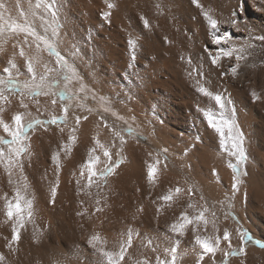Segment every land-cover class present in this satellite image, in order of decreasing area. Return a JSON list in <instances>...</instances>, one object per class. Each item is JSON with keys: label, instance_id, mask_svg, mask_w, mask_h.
Instances as JSON below:
<instances>
[{"label": "bare ground", "instance_id": "bare-ground-1", "mask_svg": "<svg viewBox=\"0 0 264 264\" xmlns=\"http://www.w3.org/2000/svg\"><path fill=\"white\" fill-rule=\"evenodd\" d=\"M50 3L55 14L47 7ZM198 3L0 0L5 17L33 24L49 37L68 64L81 68L85 83L105 97L109 95V100L119 101L116 107L127 119L124 122V116L103 114L102 101L96 99L94 111L72 108L67 123L42 124L29 130V151L20 158L23 170L18 166L11 169L15 183L9 182L8 170L0 164V253L6 258L0 264H107L99 248L118 253L129 231L132 244L120 264H171L173 254L175 264H264V245L255 242L264 241V41L256 39L264 35V0ZM205 11L220 22L221 33L231 36L230 44L222 46L245 49L235 75L230 72L235 55L224 57L219 67L211 62L208 49L215 54L216 45ZM6 26L0 32V80L4 81L0 90L7 101L0 100L5 109L0 115L9 124L18 112L24 113L25 124L64 115L65 105L53 93L31 96L23 92L22 96L21 90L10 88L9 78L33 82L27 57L35 58L37 53L34 37L28 36L25 42L24 33L6 31ZM40 46L36 80L41 74L55 80L64 70ZM21 47L25 56L20 55ZM225 72L228 74L223 75ZM201 85L224 94L230 98L229 107H235L228 115L244 135L247 159L243 163L225 150L219 134L209 125L204 112L211 110L219 117L220 109L199 92ZM76 117L81 118L78 125ZM131 120L143 132H134L137 138L122 130ZM0 138L10 139L2 126ZM0 147L7 155L9 146L0 142ZM92 148L100 157L97 173L108 166L105 149L111 152L113 163L121 157L123 163L106 177L107 182L97 175L89 187L90 171L84 165ZM57 152L59 163L53 159ZM230 162L240 166L239 192L233 186L236 173ZM151 165L157 168L153 181L149 180ZM16 187L33 201L32 217L21 229L19 242L9 249L15 218L7 217L4 196L12 199ZM177 187L182 189L180 193H175ZM170 191L172 201L160 199ZM85 208L86 214L77 215ZM204 208L210 221L206 230L203 224L199 228L188 225L183 235L171 230L184 212L194 217ZM225 231L231 233V247L223 240ZM197 234L219 236L222 251L204 255L201 261L203 250L195 243ZM93 235L100 237L96 248L89 243ZM244 239L250 242L243 245ZM241 248L242 254H231Z\"/></svg>", "mask_w": 264, "mask_h": 264}, {"label": "snow or ice", "instance_id": "snow-or-ice-1", "mask_svg": "<svg viewBox=\"0 0 264 264\" xmlns=\"http://www.w3.org/2000/svg\"><path fill=\"white\" fill-rule=\"evenodd\" d=\"M195 3L199 6L198 0H194ZM49 10L53 11V14H55L54 11V5L48 4L47 5ZM109 7H113V5H109ZM3 12L0 11V19H3ZM235 15V13H234ZM204 16L207 18V22L210 26V35L212 38V42L214 45H216V51L215 54H213L212 49H208V55L211 59V62L213 65H216L219 67L221 65V60L224 57H227L231 59L233 55H235L236 64L234 67L230 69V72L232 75H235L237 73V69L240 67V60L244 59L245 57L241 55L244 53L245 49L240 48L237 49L235 45H231V47H224L222 45H228L231 42V36L228 33H221L220 32V22L213 18L209 12L205 11ZM231 23L235 24L236 20L231 21ZM8 28L14 32V33H24L25 34V42H27V37L31 36L34 37L36 42V57H27V70L29 73H31L32 76V83L25 82L21 90V95L23 96V92L27 90L30 95L36 96V95H49V91L46 89H50L55 86V84L60 83L59 80H56L54 82H49L47 74H41L39 76V80H36V77L38 75L36 64L39 62V53L42 51L41 49V43L44 45L45 48L56 58V63L60 66V68L64 71H67L69 73H75V69L72 65L68 64L67 60L64 58V56L61 55V53L58 51L56 45L54 42L50 40L49 37L41 35L36 27L33 24H8ZM0 32H3V27L0 26ZM256 39L260 41H264V35L257 36ZM133 47H135V41L132 42ZM31 47V45H29ZM20 55L25 56L24 48L21 47L20 49ZM12 67H16L15 63L12 64ZM47 67V66H45ZM9 71L10 70H7ZM52 70L50 69L49 72ZM228 72L223 73V75H227ZM63 79L69 80L70 76H64ZM4 81L0 80V84H3ZM199 84V81H197ZM10 88L16 89L19 87L18 83L16 81H9ZM199 92L202 93L204 96L209 97L215 103L219 106L220 113L219 117L216 116V114L209 110L204 112V115L207 118V121L209 125L219 134L222 143L225 146L226 151H230V155L232 157H235L237 161L240 163H243L247 159L246 151L243 147L245 141H244V135L241 131H239L236 127V122L231 119V117L228 115L229 112H235V107H229L230 104V98H226L224 94L222 93H214L209 90V88L201 85L199 87ZM81 92L84 91L83 88L80 89ZM252 95L259 100L260 97L255 92L252 93ZM0 100L7 101V97L3 94V91L0 90ZM37 104L39 101H36ZM53 104L56 103L55 100L52 101ZM22 107L27 109L28 105L23 103V100H21ZM4 108L0 107V114L4 112ZM69 111V107L65 106L64 108V115L60 117L53 116L50 120H39L36 119L34 121H29L27 124L24 123V113H16L14 116V123L9 124L4 121L2 118V115H0V126L3 127L4 131L8 134V137L10 139H4L0 138V142H2L5 145H8L7 149V155L5 154V149L3 147H0V164H3L5 169L8 170L9 174V182L15 183L11 179V169L14 166H18L21 171L23 170V164L20 160L21 156H23L25 153L29 151V136L28 132L30 129H33L36 126L42 125V124H53L56 125L58 123H67L68 116L67 113ZM84 120H87L88 117H83ZM103 119V117H101ZM81 118L76 117V123L77 125L80 123ZM63 131V129H61ZM131 131V129H129ZM73 132H75V128L73 129ZM116 135H120L119 133H116ZM77 137L73 135L71 137V140L75 142ZM228 145H231V148H228ZM100 147H104L103 145H100ZM65 151H69V145H64ZM96 148L91 149V154L89 155L87 164L84 165L86 169L90 171V175L88 177V186L90 187L93 184V177L99 175L102 180L106 181V177L113 174L115 169L119 167L121 163H123V157L120 158V160L116 161L115 163L112 162L111 152L108 149L104 150V155L108 158V166L105 167L101 172L97 173L96 170V164L99 163L100 157L95 155ZM53 159L59 163L60 159V153L57 152ZM229 166L233 169V171L236 173L234 177V188L236 192L240 191V185L242 183L241 175H240V166L239 163H231ZM156 165H151L149 168V180L153 181L156 176ZM245 175L247 173H244ZM81 176H83V172L81 173ZM57 186L59 184V181H56ZM25 188L27 185L25 184ZM182 191L181 188L177 187L175 189V193H180ZM57 194V189L54 187L51 189V203H55V197ZM5 199V206H6V215L9 218V220H13V240L11 243L8 244L9 249H12V246L14 243H18L21 238V229L25 228V225L28 220L32 217V206L33 201L30 199H26L25 195L22 193L20 187H16L15 189V196L12 199H9L7 197V194L4 196ZM165 202H169L173 200V193L170 191L167 195H164L160 197ZM99 203V201H97ZM189 207H192V205H189ZM25 209H27L25 214ZM97 211H101L100 208H97ZM208 209L204 208L203 211H201L198 215L194 217H190L187 212H184L180 218V220L176 223H174L171 226V230L175 233H179L181 235L185 234V229L188 225L195 224L197 228L201 224H203L205 230L207 229L208 224L210 221L205 217V212H207ZM87 213V209L85 208L83 212H78L77 215H84ZM213 216L215 214L213 213ZM213 228L216 227L215 221L212 222ZM246 235V234H245ZM231 233L225 231L223 235V240L227 241L229 244V247H231ZM100 240V237L98 235H93L91 239L89 240V243L92 244L94 248L97 247V242ZM250 241L248 239H244L242 241L243 245H247ZM257 244L264 245V241L257 240L255 241ZM195 243L200 246V248L203 250L201 253V261L203 260L204 255H211L214 256L217 251H222L220 249L219 245L221 243V238L219 236L216 237H202L201 235L197 234L195 236ZM132 244V233L131 231L128 232V238L125 242V244L121 245L120 251L118 253H112V252H105L104 249L101 247L99 248L100 253L105 257L107 264H120L121 261L124 260L125 256L127 255V248L131 247ZM243 248L234 250L231 254H242ZM5 256L3 253H0V262L5 261ZM176 262V256L175 254L172 255L171 264H175ZM139 264V262H137ZM145 264L147 262L145 261ZM167 264V262H165Z\"/></svg>", "mask_w": 264, "mask_h": 264}, {"label": "rangeland", "instance_id": "rangeland-1", "mask_svg": "<svg viewBox=\"0 0 264 264\" xmlns=\"http://www.w3.org/2000/svg\"><path fill=\"white\" fill-rule=\"evenodd\" d=\"M0 11H2V10H0ZM3 14H4V12H3ZM3 19H4V21L6 23H3L1 21V19H0V26L4 27V25L5 26L7 25L5 27L6 28L5 30L6 31H10V32H12V31L8 28V24H15V23L19 22V21L18 22L15 21V20L12 21V20H10L11 18L9 19V17H5V16L3 17ZM19 24H23V23L19 22ZM71 65L75 69V73H69L67 71H60V73L58 74V77L55 80H48L49 82H54L56 80H59L60 83L55 84L54 87H52L50 89H46V90L49 91V93H53L54 95H56L58 97V99L65 106L69 107V109L75 108V109L81 110V111H92L93 110V106L96 105L95 100L97 99L98 103L100 101H102V102H100V104L102 103L101 107H102V111L104 110L103 114L105 113V115H107V116H109L110 113L112 115L116 114L115 116L118 115L120 118H122L124 115L119 110V107L118 108L116 107V106H118L117 103L119 101L117 102V100H112V99L109 100V98H110L109 95H108V97H105L107 95L99 92L96 88L92 87V85L89 84L87 81L85 83V78H82L84 76H83V74L81 72V68L79 66L75 67L74 64H71ZM79 70H80L81 73L79 72ZM81 75H82V77H81ZM64 76H70V79L69 80H65V79H63ZM8 80L9 81H16L18 83V85H19V87L17 88L19 90L23 87V85L25 83L23 81L12 79V78H9ZM27 83H32V82H27ZM76 86L78 87L77 89H76ZM81 88L84 89L83 92L80 91ZM90 88H92V89H90ZM94 91H95V93H94ZM24 92H28V91L25 90ZM99 94H100L101 97L99 96ZM36 96H42V95H36ZM111 101H113V104L111 103ZM90 107H92V109ZM114 110H115V112H114ZM97 112H99V111H97ZM126 120L127 119L124 116V119L122 118V121L125 122ZM136 127H137V125L135 124V122L133 120H131L129 122V125H127V127H125V128L122 127L123 128L122 130L125 133V135H127L129 137H132V138H137L135 134L143 133V132H140L139 128L138 127L136 128ZM129 129H131V131H129ZM137 130H138V132H137ZM134 132H135V134H134Z\"/></svg>", "mask_w": 264, "mask_h": 264}]
</instances>
